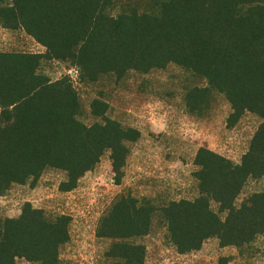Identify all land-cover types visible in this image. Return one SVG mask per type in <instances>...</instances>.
I'll list each match as a JSON object with an SVG mask.
<instances>
[{
    "label": "trees",
    "instance_id": "trees-1",
    "mask_svg": "<svg viewBox=\"0 0 264 264\" xmlns=\"http://www.w3.org/2000/svg\"><path fill=\"white\" fill-rule=\"evenodd\" d=\"M158 1L157 15L135 9L115 18L106 14L110 0H0L3 28L24 31L47 51L0 52V194L38 180L47 169L66 173L60 191L71 192L107 150L113 151L119 183L125 144L138 138L110 119L84 125L71 81L40 75L42 61H70L90 80L174 63L226 95L231 125L245 112L259 116L262 124L241 165L206 149L198 152L200 197L164 208L172 242L181 254L200 250L211 238L222 247H242L264 236V193L236 206L250 177L264 179V0ZM138 204L128 198L116 205L102 237L125 240L148 233L155 212ZM69 225V217H50L31 205L17 219H0V264L19 259L60 264ZM110 256L146 264L143 247L118 244Z\"/></svg>",
    "mask_w": 264,
    "mask_h": 264
},
{
    "label": "rangeland",
    "instance_id": "rangeland-1",
    "mask_svg": "<svg viewBox=\"0 0 264 264\" xmlns=\"http://www.w3.org/2000/svg\"><path fill=\"white\" fill-rule=\"evenodd\" d=\"M158 2L110 0L106 14L116 18L137 9L157 15ZM0 52L44 55L47 51L24 31L4 29L0 20ZM38 72L53 82L69 78L78 95V119L84 125H102L110 119L137 132L138 138L125 144L128 155L119 183L112 150L104 152L71 192L60 191L66 173L47 169L38 180L12 185L0 194L2 221L19 218L26 205L50 217H69L70 239L60 248V264H126L110 256L118 244L143 247L146 264H264V236L242 247H222L219 239L211 238L200 250L181 254L164 215L172 202L200 197L196 158L201 149L242 164L262 124L259 116L245 112L231 125L233 110L226 95L204 76L174 63L121 76L104 73L94 80L83 79L70 61H42ZM256 193H264V179L250 177L236 206ZM128 198L155 212L149 232L125 240L102 237L116 205ZM211 209L219 214L218 204L212 202ZM17 264L37 263L19 259Z\"/></svg>",
    "mask_w": 264,
    "mask_h": 264
}]
</instances>
